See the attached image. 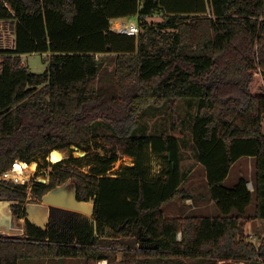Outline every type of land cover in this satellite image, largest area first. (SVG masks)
<instances>
[{
  "label": "trees",
  "instance_id": "16d2710c",
  "mask_svg": "<svg viewBox=\"0 0 264 264\" xmlns=\"http://www.w3.org/2000/svg\"><path fill=\"white\" fill-rule=\"evenodd\" d=\"M158 7L166 13L154 25L147 15ZM138 14V35L111 29L112 19ZM0 19L15 35L13 47H0V174L17 160L51 167L48 182L33 180L30 191L0 180V200L25 217L24 235L0 237V264L49 256L98 264L120 252L121 264H264V237L257 244L245 232L264 219V0H0ZM33 52L48 53L44 72L23 63ZM186 99L198 102L193 141L215 215L164 210L194 196L182 170ZM150 108L167 109L171 131L138 132ZM99 121L111 132L91 151ZM72 146L87 153L47 161ZM150 153L168 164L156 177ZM125 156L133 164L112 174ZM249 156L254 189L245 176L226 185ZM65 183L93 215L54 208L46 226L27 216L28 200Z\"/></svg>",
  "mask_w": 264,
  "mask_h": 264
},
{
  "label": "rangeland",
  "instance_id": "374dc122",
  "mask_svg": "<svg viewBox=\"0 0 264 264\" xmlns=\"http://www.w3.org/2000/svg\"><path fill=\"white\" fill-rule=\"evenodd\" d=\"M144 0H140L141 5ZM166 13L165 7H158L154 9L149 15H147V21L156 25L163 20V15ZM124 20H137L139 19V14L134 17H124ZM12 27V25H11ZM14 33V32H13ZM10 40V39H9ZM0 47L7 48V42L5 40H0ZM22 59L28 65V68L31 72L41 73L44 72L49 64V55L48 53L41 52H33L27 53L22 56ZM198 102L197 100H183L179 104V111L182 116L186 119V136L182 139V170L187 173L185 188L188 191L193 193V197L186 199L182 196L176 198L175 200L167 203L164 206V210L166 214L179 213V214H208L215 215L220 211L216 206L215 202L209 199V191H208V181L206 178L205 167L199 162L197 158V149L195 147V143L193 141V122L194 117L197 113ZM171 116L167 113V109H154L150 108L146 111L143 118L142 126L139 129V133H147V134H157L161 133L165 128L168 131H171ZM264 125V120H263ZM96 137L93 139L92 144L90 146L91 151L96 150V143L102 142L103 135L110 133V127L99 121L96 124ZM66 157H81L87 153L84 149L78 146H72L70 148L63 149ZM101 153H104L103 149H99ZM151 156V167H152V176L156 177L159 173L168 167V164L164 159L157 156L156 154L150 153ZM39 161L42 164L45 163L44 158L39 157ZM47 161L53 163L48 157ZM35 163L34 171L30 169V175L33 177L34 181H43L48 182L49 180V172L51 167H38V162ZM32 163V164H33ZM133 159L131 157H122L119 159L113 166L110 171L112 174H116L122 170V167L126 165H132ZM31 165V163H29ZM84 170H89L90 166H82ZM38 169V170H37ZM37 170V172H36ZM245 176L249 179V183H254L255 179V158L246 157L240 162L234 164L231 168L230 174L225 180V184L228 186H232L237 180L241 177ZM69 182H74L72 179L68 180ZM75 183V182H74ZM64 186L67 190L70 189V183H65L63 185H58L56 188H60ZM76 186V185H75ZM254 186V185H253ZM31 198V197H30ZM42 200L41 202H34L28 200L25 203V209L28 212V206H33V204H42L41 206L36 205L34 207L29 208L31 214L28 212L27 216L33 217L37 220L44 219L46 216L47 219L43 221L42 226H46L47 220L50 218V209L49 205L45 204ZM13 202L11 200H0V208L3 209V213H0V233H4V235H0V237L4 238H14L20 235H24L25 232V217H18L12 210V214L10 215V205ZM68 205H76L77 202L70 201L66 202ZM47 206V207H44ZM65 209H71L79 211L85 215H93V212L88 213L86 211L80 209H74L70 206H61ZM255 209L254 203H252L248 207V213H252ZM33 213V214H32ZM32 218V219H33ZM21 219V220H20ZM34 219V220H35ZM33 220V221H34ZM246 234H249V239L254 241L255 243H259L261 239L264 237V219L259 218L256 220L250 221L245 227ZM14 235V236H10ZM126 257L122 252L113 256V262L103 261L102 264H121ZM124 264H133L131 260L126 259ZM83 259L79 258H59L49 256L48 258H43L39 260V264H84ZM223 262H219L218 264H222ZM236 264H246V262H234Z\"/></svg>",
  "mask_w": 264,
  "mask_h": 264
},
{
  "label": "built area",
  "instance_id": "2783aa9c",
  "mask_svg": "<svg viewBox=\"0 0 264 264\" xmlns=\"http://www.w3.org/2000/svg\"><path fill=\"white\" fill-rule=\"evenodd\" d=\"M111 29L117 33L138 35L141 31V26L138 20H124L123 18H114L111 20ZM13 32V26L11 27V23L0 19V40H5L7 42V48L14 46L15 35ZM23 63L26 64L24 60ZM28 165L29 163L26 161H15L10 169L5 170L0 174V180L12 181L17 184L27 185L28 191H30L33 184V177L30 175L31 168L29 169ZM31 170L34 171V169ZM248 185L251 190L254 189L252 182H250ZM103 261L108 262L107 259H103L99 261V264H102Z\"/></svg>",
  "mask_w": 264,
  "mask_h": 264
},
{
  "label": "bare ground",
  "instance_id": "6f19581e",
  "mask_svg": "<svg viewBox=\"0 0 264 264\" xmlns=\"http://www.w3.org/2000/svg\"><path fill=\"white\" fill-rule=\"evenodd\" d=\"M48 158L52 162H58L61 161L62 159L66 158V154L64 153V150L62 149H53L51 153L49 154ZM29 169H34L35 168V163L28 165ZM70 201H76V198L74 196V188L73 185H70V189L67 190L64 186L60 188H55L52 191L48 193V195L45 196V200L43 201L45 204H60L62 206H71L66 204V202ZM34 206H28V208H31ZM11 212V209H9ZM85 210V209H84ZM3 209L0 208V213H3ZM30 211V209H29ZM12 212L10 213V215ZM31 214V212H30ZM33 214V213H32ZM21 220V219H20Z\"/></svg>",
  "mask_w": 264,
  "mask_h": 264
},
{
  "label": "water",
  "instance_id": "95a60500",
  "mask_svg": "<svg viewBox=\"0 0 264 264\" xmlns=\"http://www.w3.org/2000/svg\"><path fill=\"white\" fill-rule=\"evenodd\" d=\"M48 194V193H47ZM46 196V195H45ZM45 196L43 197V200H45ZM74 196H75V198H76V194L74 193ZM89 201H91V202H93V204H94V201H93V199H91V200H89ZM36 205H39V206H41L42 204H33V206H36ZM62 205H60V204H50L48 207H49V209H50V213L52 212V210L54 209V208H63V207H61ZM45 207V206H44ZM72 208H74V209H78V208H76V207H74V206H71ZM29 212V211H28ZM92 212H93V209H92ZM81 213V212H80ZM31 220H34L35 218H33V217H30V216H28ZM33 218V219H32ZM47 219V217L45 216L44 217V221ZM35 222H37L39 225H41V223H39L38 221H36V219L34 220ZM48 221V220H47ZM42 226V225H41ZM121 227H118V230L120 229ZM24 234H25V232H24ZM0 235H4V233H0ZM10 236H14V235H10Z\"/></svg>",
  "mask_w": 264,
  "mask_h": 264
},
{
  "label": "flooded vegetation",
  "instance_id": "af4514ba",
  "mask_svg": "<svg viewBox=\"0 0 264 264\" xmlns=\"http://www.w3.org/2000/svg\"><path fill=\"white\" fill-rule=\"evenodd\" d=\"M75 202H77V204L76 205H71V206H74V207H76V208H78V209H80V210H83V211H85L84 209H85V207L84 206H82V204H81V202L79 201V200H77V198H76V201ZM70 206V207H71ZM52 214V212L50 213V215Z\"/></svg>",
  "mask_w": 264,
  "mask_h": 264
},
{
  "label": "crops",
  "instance_id": "0c3cea01",
  "mask_svg": "<svg viewBox=\"0 0 264 264\" xmlns=\"http://www.w3.org/2000/svg\"><path fill=\"white\" fill-rule=\"evenodd\" d=\"M250 158H253V157H251V156H249ZM244 158H246V157H242L241 159H239L236 163H238V162H240V160H242V159H244ZM235 163V164H236ZM176 214H179V213H172V214H168V215H176ZM98 264H99V261H98Z\"/></svg>",
  "mask_w": 264,
  "mask_h": 264
}]
</instances>
